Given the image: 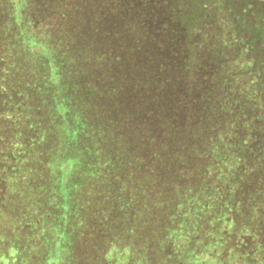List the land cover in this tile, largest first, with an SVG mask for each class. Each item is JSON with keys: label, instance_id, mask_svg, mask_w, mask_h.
I'll return each mask as SVG.
<instances>
[{"label": "trees", "instance_id": "1", "mask_svg": "<svg viewBox=\"0 0 264 264\" xmlns=\"http://www.w3.org/2000/svg\"><path fill=\"white\" fill-rule=\"evenodd\" d=\"M23 1L0 0V207L74 257L16 264H264V0ZM76 149L68 188L49 160Z\"/></svg>", "mask_w": 264, "mask_h": 264}, {"label": "rangeland", "instance_id": "2", "mask_svg": "<svg viewBox=\"0 0 264 264\" xmlns=\"http://www.w3.org/2000/svg\"><path fill=\"white\" fill-rule=\"evenodd\" d=\"M10 2H12V0H8ZM13 4L12 7L15 9V7L13 6L14 4L17 5L23 2L24 5V1L23 0H13ZM192 10H194V7L191 6ZM196 10V9H195ZM13 11V10H12ZM97 17L92 18V16L90 15H85V17L82 19V21L80 20L81 23L79 24H75L74 26L76 27H80L83 28V31L85 30L87 23L90 21H96ZM95 23V22H93ZM97 25V24H96ZM9 43V41H8ZM87 50V49H86ZM20 59L23 62V60L26 57H29V62L30 63L28 65L29 68H31L33 65L31 63L34 62V60H36V57L33 56H29V51L27 46L23 45L21 46L20 50ZM39 51V50H38ZM88 52L93 55V54H97L98 55V47L97 45L93 42L89 43V49ZM19 59V60H20ZM18 63L17 65H20L21 63ZM86 61V60H85ZM27 63V64H28ZM85 64L90 65V62L86 61ZM16 100L21 101L22 104H26V102H24L25 97L23 96H17ZM27 105L30 106L29 103H27ZM49 107V106H48ZM47 105H40L37 109H32V111L36 112V113H40L43 116V123L41 124V126L43 128L46 127V129H54L58 124L56 118H55V114L52 112V110L50 108H48ZM95 115L98 118V106L94 109ZM13 122V120H12ZM14 123V122H13ZM97 124H98V120H97ZM89 125V124H88ZM14 127L13 124H5L3 125V122L0 121V127ZM22 127H29V124L22 126ZM48 127H54V128H48ZM86 129L87 125L85 124L84 126H79L78 129ZM80 129V130H81ZM50 143V142H49ZM49 143L47 144V146H49ZM72 156H73V162H71V165L67 166L66 168H64V165L61 163V160H57V159H50L49 160V166L52 167V169H57V168H62L64 169L67 174L70 173L69 177L66 180V185L68 186V188L71 186V182L73 179V176L76 172L77 166L80 165L81 159H82V150L81 149H76L74 151V153L72 152ZM41 160H39L40 162ZM38 161H36L37 163ZM38 162V163H39ZM59 170V169H58ZM61 172L59 173L60 176ZM89 192V190L87 191ZM86 192V193H87ZM74 193V192H73ZM50 197H54L55 194L54 192H49ZM92 194L95 196L96 191H93ZM41 195L43 196L42 193H33L30 196H26L25 198H23V200H27L29 198H35ZM46 196H48V191H46ZM0 196L3 198V196L0 194ZM80 198H83L82 195H79ZM88 201H91L90 199H87ZM6 205H3L0 207V264H16L17 261H25L27 260V262L29 261V258L31 259H36V257H40L39 255L42 254L43 257L48 260L51 257L56 258L57 262H59L62 258H64V260H67L69 258L74 257V251H72L69 247L73 246V243L70 245L69 240H70V233L69 228H64L60 231V234L55 237L54 239L49 238L48 242H45L46 244V248L44 250L43 244L38 243V240L40 239V235H43L42 229H36L35 228H29L26 222L22 223V218L24 216H26L27 221L30 220V218H33L39 214L42 213V211H40L39 209L35 208V207H29L28 209L25 208V206H20L14 209H10L8 207L5 208ZM86 208L89 212H92L94 215H97V219L98 217L101 216V213H98V199L95 201V205H91V204H86ZM8 208V209H7ZM39 210V211H36ZM57 213H54V215ZM65 214L64 216L69 215V207H66V210L64 211ZM12 216V219H11ZM18 220V221H16ZM22 223V224H21ZM32 224V223H31ZM99 224V223H98ZM11 237V238H10ZM44 237V236H43ZM101 237V236H100ZM124 237L127 238L128 235L127 233L124 234ZM10 238V239H9ZM105 238V237H104ZM102 238V239H104ZM98 240H100L99 238H97V241L94 242L95 246L97 247V256H98ZM124 242H128V240H124ZM82 246V243H81ZM101 249L104 250V248L99 247ZM112 251L114 253H117L118 256H122V254H124L125 250L121 251L119 248H112ZM105 252V251H104ZM89 257V264H93V263H97L95 262V259H91L90 254L88 255ZM34 262V261H33ZM52 262V260H50V263ZM35 264V262L33 263Z\"/></svg>", "mask_w": 264, "mask_h": 264}]
</instances>
